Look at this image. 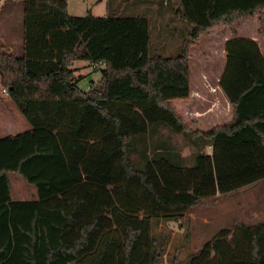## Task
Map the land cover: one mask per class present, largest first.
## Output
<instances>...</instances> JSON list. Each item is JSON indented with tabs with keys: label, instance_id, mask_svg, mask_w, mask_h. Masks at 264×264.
Wrapping results in <instances>:
<instances>
[{
	"label": "trees",
	"instance_id": "trees-1",
	"mask_svg": "<svg viewBox=\"0 0 264 264\" xmlns=\"http://www.w3.org/2000/svg\"><path fill=\"white\" fill-rule=\"evenodd\" d=\"M21 1V56L0 49V84L31 130L0 139V264H161L170 239L161 221L264 177V58L254 42L231 30L224 44L229 123L190 130L171 103L190 95L200 36L245 17L264 32V0H174L189 29L174 57L150 55L146 17H72L67 0ZM82 61L101 72L87 92L71 68ZM10 174L37 199L12 201ZM186 264H264V222L219 230Z\"/></svg>",
	"mask_w": 264,
	"mask_h": 264
},
{
	"label": "rangeland",
	"instance_id": "rangeland-1",
	"mask_svg": "<svg viewBox=\"0 0 264 264\" xmlns=\"http://www.w3.org/2000/svg\"><path fill=\"white\" fill-rule=\"evenodd\" d=\"M173 8L174 0H67V14L72 17H84L89 13L94 17L148 18L152 40L150 55L163 57L177 56L180 53V43L186 36L184 28H181L172 37L168 35L167 44L162 46L160 29L163 26L165 29L174 28L171 25ZM22 21L21 0L1 3L0 22H3L6 29L11 26L13 35L16 31L18 36L22 33ZM180 22L181 25H188L184 21ZM246 27L245 30L253 34L254 24L249 23ZM165 29L162 31L165 32ZM258 39L264 52V39ZM222 55L221 43L214 44L207 36L198 40L190 54V95L186 101L171 102L190 130L206 132L232 120V113L216 87ZM71 68L75 70L76 76L81 75L77 86L83 92L89 90L91 83H98L101 79L100 70L92 68L88 62H75ZM2 90L0 84V97L6 99ZM7 125V132H14L15 128L12 131ZM18 128L20 127H16ZM2 134H6V131ZM172 138L182 157L187 158L194 152L181 136L174 135ZM206 152L210 154L211 148L207 147ZM9 180L13 194H27L28 187L20 176L10 174ZM258 222H264V177L260 182L230 194L201 199L199 204L179 220L161 221L157 231L168 233L170 237L161 264H186L187 258L196 254L219 230L232 228L236 223L251 225ZM185 233H188V239L184 238Z\"/></svg>",
	"mask_w": 264,
	"mask_h": 264
},
{
	"label": "crops",
	"instance_id": "crops-1",
	"mask_svg": "<svg viewBox=\"0 0 264 264\" xmlns=\"http://www.w3.org/2000/svg\"><path fill=\"white\" fill-rule=\"evenodd\" d=\"M6 1L7 0L1 1L0 6H1V3H3V2L5 3ZM180 20H181L180 18L175 17V15H174L172 22H171V25L174 28L169 29L168 27H166V29H165V27L163 26L160 29L161 30V38L163 39L162 46L164 45V43L167 44L166 41L169 38V36L172 37L173 35L176 34V31L178 33L181 28H184L185 32L187 30H189L186 25H181L182 23L180 22ZM249 23L254 24L253 34H249L247 32V30H245V29H247L246 26H248ZM0 27H1V29H0V43H1L0 49L1 48L6 49L8 52H10L15 57H20L21 56V50H22V33L18 36V32L16 31V34L13 35L12 27L9 26L8 29H6V27L3 26V22H0ZM164 29H165V32L162 31ZM231 30H233L239 37L245 39L250 45H251V42H254L258 46L259 52L263 58H264V52L262 50V45L259 42L258 37H261L264 39V32L260 31V26L258 23V17H245V18H242V19H240L234 23L229 22V27H222V28H219L216 30L208 31L207 33L202 34L199 38V40H201L202 37L207 36L208 38H211L214 41V44L215 43H221L223 55L221 58V64L219 66V71H218L219 77L217 76V79H216V87L220 90L226 105L229 107V110L232 113V109H231L230 104L228 103L226 97L224 96V94L222 93L221 89L218 86L219 78L222 74L224 64H225V57H226V54L224 51V44L228 39L233 37L231 34ZM197 42L198 41H196L194 43V45L191 47L189 54L192 53V50L196 46ZM189 69H191L190 66H189ZM74 74L76 76L75 72H74ZM79 76H81V75H79ZM5 97H6V99L0 97V139L8 137V136H14V135H17V134L31 130V126L24 119V117L21 115V113L19 112L17 107L14 105V103L8 98L7 95H5ZM174 101L181 102V101H186V99H179V100H174ZM174 101H172V102H174ZM6 125L9 126V128L12 131L15 128L14 132H7L8 130L5 129ZM16 127H20V128L16 129ZM4 131H6V134H2ZM8 179H9V176H8ZM9 184H10V180H9ZM27 187H28V189H27L26 195H22L20 193L13 194L11 184H10V198H11V200L12 201H35L37 199L35 187H33V186H27Z\"/></svg>",
	"mask_w": 264,
	"mask_h": 264
},
{
	"label": "built area",
	"instance_id": "built-area-1",
	"mask_svg": "<svg viewBox=\"0 0 264 264\" xmlns=\"http://www.w3.org/2000/svg\"><path fill=\"white\" fill-rule=\"evenodd\" d=\"M97 67H98V66H96V65L92 66V68H97ZM3 93H4L5 95H7V91H6V90H4Z\"/></svg>",
	"mask_w": 264,
	"mask_h": 264
}]
</instances>
